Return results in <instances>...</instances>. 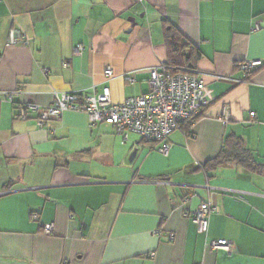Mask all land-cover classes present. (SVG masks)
Instances as JSON below:
<instances>
[{"label": "crops", "instance_id": "crops-1", "mask_svg": "<svg viewBox=\"0 0 264 264\" xmlns=\"http://www.w3.org/2000/svg\"><path fill=\"white\" fill-rule=\"evenodd\" d=\"M166 27L189 43L182 56ZM253 59L264 61V0H0V264H264V64L238 67ZM167 62L195 68L208 100L167 154L79 111L44 126L15 118L17 105L103 86L121 103ZM228 137L255 170L204 166ZM203 201L216 207L207 234L185 214Z\"/></svg>", "mask_w": 264, "mask_h": 264}, {"label": "built area", "instance_id": "built-area-1", "mask_svg": "<svg viewBox=\"0 0 264 264\" xmlns=\"http://www.w3.org/2000/svg\"><path fill=\"white\" fill-rule=\"evenodd\" d=\"M17 37L15 30H10L8 42L16 43ZM83 49L84 46L79 45L76 51ZM263 64L264 61L253 59L240 62L238 67L250 74ZM186 70L175 67L170 69L164 64L151 67L148 90L127 97L118 104L111 102L110 89L103 86L99 91L94 88L86 93L65 92L56 95L53 102L45 106L17 105L15 118L24 120L32 117L39 126H44L49 120L59 118L65 111H79L87 116L90 127L100 122L111 124L123 139H127L129 133H134L147 142L161 143L158 152L167 154L170 146L166 138L179 128L182 122L199 114L208 104L203 93L204 78L199 73ZM103 73L106 78H110L113 70L107 66ZM250 115L255 116L253 112H250ZM215 211L216 207L209 201H203L196 210L186 211L185 214L190 216L199 234H207L209 216ZM32 217L36 219L38 215L32 214ZM53 227L52 223L44 224L43 232L50 234ZM208 247L231 253V244L225 239H212L208 242Z\"/></svg>", "mask_w": 264, "mask_h": 264}, {"label": "trees", "instance_id": "trees-1", "mask_svg": "<svg viewBox=\"0 0 264 264\" xmlns=\"http://www.w3.org/2000/svg\"><path fill=\"white\" fill-rule=\"evenodd\" d=\"M164 38L170 49V52H172L173 54L172 58H176L177 56L183 55L182 47H190L189 43L186 41L184 36L177 32L176 29L173 30L170 27H166L164 32ZM194 54L195 56H198L199 52L197 50H194ZM166 65L170 69L173 67H175L176 69L186 68V71L188 72L197 73V71H195V68H193L188 63L183 66L182 64H180L181 66H178L175 64H169L167 62ZM253 72H251L250 74H252ZM197 115L182 122V124L186 123V125H180V127L183 128V130H185L187 134L190 131L189 126L191 125L193 120L196 119ZM226 162H236L250 170H255L258 167L252 153L244 146L242 140L239 137L226 138L220 151H218V153L213 158L207 160L204 163V166H216Z\"/></svg>", "mask_w": 264, "mask_h": 264}, {"label": "water", "instance_id": "water-1", "mask_svg": "<svg viewBox=\"0 0 264 264\" xmlns=\"http://www.w3.org/2000/svg\"><path fill=\"white\" fill-rule=\"evenodd\" d=\"M131 22H132V25H134V20H132V18H131ZM135 151H136V150H134V151L130 154L129 159H131V158L134 156Z\"/></svg>", "mask_w": 264, "mask_h": 264}]
</instances>
